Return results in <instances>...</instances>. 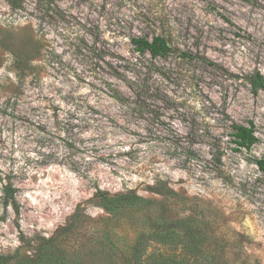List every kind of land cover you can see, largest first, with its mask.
I'll return each mask as SVG.
<instances>
[{
  "label": "rangeland",
  "instance_id": "1",
  "mask_svg": "<svg viewBox=\"0 0 264 264\" xmlns=\"http://www.w3.org/2000/svg\"><path fill=\"white\" fill-rule=\"evenodd\" d=\"M156 34L169 55L135 49ZM256 71L264 0H0V175L20 204H0V254L122 264L141 232L174 228L220 264H264ZM231 120L254 122L251 150ZM129 191L140 200L102 206Z\"/></svg>",
  "mask_w": 264,
  "mask_h": 264
},
{
  "label": "trees",
  "instance_id": "2",
  "mask_svg": "<svg viewBox=\"0 0 264 264\" xmlns=\"http://www.w3.org/2000/svg\"><path fill=\"white\" fill-rule=\"evenodd\" d=\"M8 1L14 5L17 0ZM53 3L54 0H50V4ZM131 40L139 53H149L153 59L167 56L173 50L169 40L161 34H156L152 39L145 36H134ZM183 57L193 58L192 55L186 53H183ZM17 62L18 68H23L26 61L23 56L18 55ZM248 81L254 94L264 89V74L261 71L250 74ZM230 128L233 142L236 144L235 150L237 151L243 149L249 151L258 141L253 121L244 124L231 120ZM256 164L264 172V159H257ZM5 174L3 172V175ZM3 175H0V204L3 212L7 213L9 208H12L16 213H19L18 189L10 178ZM149 188L152 191L162 193V189L157 186H149ZM166 188L169 192H173L167 185ZM102 200L106 202L102 206L109 209L120 204L136 203L140 200V196L129 191L117 196L104 194ZM158 246L162 247L159 248ZM123 259L122 264H220V259L213 249L207 251L201 248L198 238L192 232H180L174 228L167 231L154 229L152 232H141L131 248V257L126 258V256H123ZM12 260H14L13 255L0 254V264H12ZM31 262L37 264L34 261Z\"/></svg>",
  "mask_w": 264,
  "mask_h": 264
}]
</instances>
